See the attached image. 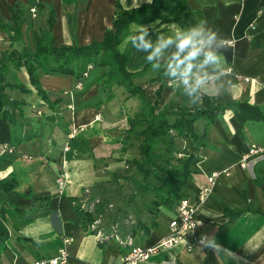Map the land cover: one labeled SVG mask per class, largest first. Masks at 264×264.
<instances>
[{
    "label": "crops",
    "instance_id": "1",
    "mask_svg": "<svg viewBox=\"0 0 264 264\" xmlns=\"http://www.w3.org/2000/svg\"><path fill=\"white\" fill-rule=\"evenodd\" d=\"M118 1L129 7L147 0ZM114 2L0 0V14L4 17H8V7L13 4L27 15L21 26V40L7 39L0 29V51H31L33 32H38L45 43L54 44H83L99 39L104 29L111 26ZM174 4L184 8L175 19L150 22L155 24L150 28L151 38L167 34L174 25H195L207 20L229 45L222 54L226 56V71L231 74L233 89L230 95L221 93V89L229 87L230 80H217L210 73L202 94L217 100H246L255 103L264 114V0H174ZM49 11L53 21L48 28ZM133 24L128 25L120 48ZM145 63L144 54L132 48L126 67L135 70ZM103 70L92 66L81 78V86L76 87L78 78L71 74L38 69L40 84L50 98L59 97L50 108L35 94L24 66H10L8 77L17 78L31 91L11 90V96L23 99V114L13 123L0 117V143L13 145L12 151L0 153V177L11 172L18 179L14 192L0 189V204L5 208H26L37 197L50 196L38 208L42 213L27 222L15 223L6 214L8 237L0 249V264H31L38 257L54 255L63 237L68 238L65 264H121L124 247L113 237L99 243L72 206V197L79 196L94 180L106 178L108 170L137 156L129 152V147L122 150L117 141L126 127L125 112L131 96L119 86L100 91L95 80ZM154 73L149 64L136 75L148 100L155 101L156 107L167 101L188 105L181 87L170 86L173 81L167 75L161 80H150ZM159 83L157 96L154 90ZM203 122L202 118L196 120L195 128ZM206 135V145L197 149L189 139H182L180 153L192 156L188 161L190 175L179 191L192 203H198L196 231L214 235L228 251L215 257L204 249L205 257L195 248L197 244L186 250L184 242L178 241L158 246L141 264H264V119L240 122L225 109L210 121ZM252 147L262 149L244 160L242 155ZM212 172L215 176L207 184L206 176ZM203 185L209 189L198 200ZM26 189L29 194H22ZM231 209L241 211L231 218ZM163 212L168 209L160 211L156 226L146 237H137L139 244L152 245L166 235L169 217L161 215Z\"/></svg>",
    "mask_w": 264,
    "mask_h": 264
},
{
    "label": "trees",
    "instance_id": "2",
    "mask_svg": "<svg viewBox=\"0 0 264 264\" xmlns=\"http://www.w3.org/2000/svg\"><path fill=\"white\" fill-rule=\"evenodd\" d=\"M184 6L174 4V0H147L137 5L124 7L118 0L114 2L111 26L104 29L99 39H91L83 44L45 43L38 32H33V49L0 51V117L7 123H13L23 114V99L11 96L10 91L17 89L30 92L17 78H9L10 66H24L28 81L35 89L37 97L48 107L59 100L50 98L39 80L38 69L46 73L71 74L81 76L82 70L89 64L102 67L95 83L99 90H110L113 86L124 89L128 95L136 96L138 101L132 111L125 114L126 127L117 137L120 148L124 150L132 145L137 156L125 159L124 164L107 171L106 178L94 180L79 196L72 197L73 209L81 216L84 226L91 225L89 231H100L97 238L103 243L117 235L126 234L146 237L157 224V216L183 194L180 186L190 175L188 161L191 153H180L183 137L189 139L195 149L206 145V129L210 121L219 112L229 109L241 122L245 119H264V114L255 103L246 100H217L202 94L197 106L177 104L172 101L156 107L155 101L145 96L143 88L133 78L145 71L149 63L130 70L126 67L132 49L127 38L125 50L120 51L119 43L128 33L130 23L153 27L156 23L177 18ZM26 13L17 4L8 7V17L0 14V29L7 39L21 40V26L26 20ZM53 21L52 11L47 15V27ZM130 35V34H129ZM129 37V36H128ZM155 70L150 80H161L166 75L163 66ZM90 67V68H91ZM161 83L154 92L159 95ZM112 93H107L111 96ZM51 118L49 114L45 115ZM204 120L200 128L194 122ZM13 173L0 177V189L15 191L16 180ZM29 194V189L22 192ZM45 194L37 197L28 207L5 208L0 204V249L8 237L6 214L15 219V223L27 222L41 214L38 208L49 197ZM227 211L224 207L223 214ZM241 209L228 211L234 217ZM29 239L26 236H19Z\"/></svg>",
    "mask_w": 264,
    "mask_h": 264
},
{
    "label": "clouds",
    "instance_id": "3",
    "mask_svg": "<svg viewBox=\"0 0 264 264\" xmlns=\"http://www.w3.org/2000/svg\"><path fill=\"white\" fill-rule=\"evenodd\" d=\"M150 2V0H149ZM154 30V29H153ZM130 45L136 52L143 53L144 59L151 65L152 70L163 66L167 77L173 81L170 86H179L182 94L187 98L189 106H197L201 102L202 90L210 81V73L217 80L229 79L226 71V53L229 45L218 30L209 26L207 20H201L195 25H174L167 34L151 38L150 27L145 25H130ZM128 46L126 40L120 51ZM232 81L223 94H231ZM205 257L210 250L215 257L227 252L214 235L202 233L195 247Z\"/></svg>",
    "mask_w": 264,
    "mask_h": 264
},
{
    "label": "built area",
    "instance_id": "4",
    "mask_svg": "<svg viewBox=\"0 0 264 264\" xmlns=\"http://www.w3.org/2000/svg\"><path fill=\"white\" fill-rule=\"evenodd\" d=\"M33 8H30L32 11ZM91 66L88 64L81 72V76L77 79L75 86H81V78L87 74L88 69ZM260 147H252L242 155L245 160L250 153L261 150ZM13 145L8 142L0 143V153L4 151H12ZM25 157H29L26 155ZM244 162V161H243ZM241 162V163H243ZM215 176V172L206 176L207 184L212 181ZM209 186L203 185L198 194V200H200L204 194L208 191ZM198 203H192L188 196H180L171 206L172 213L167 220L168 231L166 235L160 238L156 243L152 245H141L135 239L134 235L126 234L122 238H118L117 235H113V238L124 247V253L121 264H141L147 260V258L154 252L158 246H170L178 241H183L186 250H190L194 244H197L200 233L195 229L196 226V211ZM91 225L88 226L90 228ZM96 239L100 236V231L97 229L93 232ZM68 242L67 237L62 238L61 245L57 248L54 255L48 257H38L32 261L31 264H65L68 258V252L66 250V244Z\"/></svg>",
    "mask_w": 264,
    "mask_h": 264
},
{
    "label": "rangeland",
    "instance_id": "5",
    "mask_svg": "<svg viewBox=\"0 0 264 264\" xmlns=\"http://www.w3.org/2000/svg\"><path fill=\"white\" fill-rule=\"evenodd\" d=\"M131 24H133V23H131ZM133 80L135 81V82H138V76L136 77H134L133 78ZM131 96V98L128 100V108H127V111L125 112V114L127 113V112H130V111H132L133 110V108L136 106V103H137V101H138V99H137V97L136 96H133V95H130ZM41 99V98H40ZM123 114V113H122ZM129 152L132 154V155H137L136 154V148H135V146L134 145H132V146H130L129 147ZM15 178V180H16V185L18 184V179H17V177H14ZM171 208H168V212H163V213H161V215H163V216H166V217H169L170 215H171ZM133 239H137V236L136 235H134V237H133Z\"/></svg>",
    "mask_w": 264,
    "mask_h": 264
}]
</instances>
